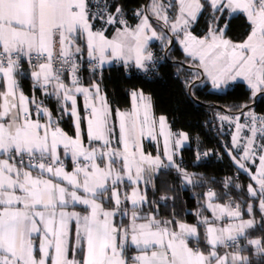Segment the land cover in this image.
I'll use <instances>...</instances> for the list:
<instances>
[{"label": "snow or ice", "instance_id": "snow-or-ice-1", "mask_svg": "<svg viewBox=\"0 0 264 264\" xmlns=\"http://www.w3.org/2000/svg\"><path fill=\"white\" fill-rule=\"evenodd\" d=\"M205 11L212 24L198 37L190 28ZM237 13L251 26L240 43L226 38L228 24L219 27L224 15ZM135 17L133 27L119 0H0V264H256L253 250L264 264V236L252 238L249 231L258 225L264 231V116L248 104L238 106L239 116H220L235 123L237 134L250 133L243 154L229 155L254 181L247 185L251 202L219 203L210 189L196 223L175 214L163 219L156 209L144 212L154 203L146 188L155 189L159 173L170 168L194 183L174 159L187 134L170 141L161 116L167 163L146 153L143 139H156L150 98L133 92L139 103L129 112L115 111L117 131L102 80L95 78L113 61L150 71L156 64L150 42L172 44L170 31L196 61L197 78L205 75L214 89L242 81L252 98L264 95V0H178L175 6L146 0ZM25 62L32 89L56 107L25 95L18 80ZM85 66L94 74L87 86L80 75ZM64 115L73 119V135L60 126ZM233 146L241 147L238 135ZM257 158L253 172L245 162Z\"/></svg>", "mask_w": 264, "mask_h": 264}, {"label": "trees", "instance_id": "trees-1", "mask_svg": "<svg viewBox=\"0 0 264 264\" xmlns=\"http://www.w3.org/2000/svg\"><path fill=\"white\" fill-rule=\"evenodd\" d=\"M119 2L124 6L125 18L134 27L138 22L135 12L146 0ZM168 2L174 6L178 4L177 0ZM169 15H175V12L169 9ZM211 24V11H205L190 30L192 34L203 37ZM224 24H228L226 38L235 43L245 40L251 31L244 14H237L231 18L224 15L219 21V27H223ZM169 32L168 36L175 38V43L170 49L169 45L164 46L161 42L150 47L156 60L155 67L150 71L143 72L134 67L119 65L104 68L103 76L95 78L102 80L101 88L113 109V114L116 110L129 112L132 108V93L140 91L150 97L155 114L167 118L173 134H187L188 145L181 150L178 164L192 174L194 183L186 185L175 168L163 169L154 181L156 188L147 187L148 200L154 203L145 204L143 210L148 212L156 209L157 215L163 219H171L175 214L176 220L193 224L197 222L195 214L204 202V194L210 189L220 197L217 201L219 203H227L231 199L243 207L245 201L251 202L247 196V185L254 184V181L250 180L246 172L238 169L229 155L230 150L233 156L239 158L232 140L234 126L221 120L220 116H239L238 106L243 104H248L250 110L257 116H264V95L259 94L255 103L251 91L243 82L235 83L221 92L215 91L206 78L196 83L203 74L197 78L196 61L186 56L176 37ZM84 63L86 65L87 61ZM22 71L24 75L19 76L18 80L25 95H35L42 100L43 95L32 89L31 69L24 66ZM80 75L86 86L93 81L94 74L86 69ZM44 102L51 108L56 106V102L48 100L47 97ZM254 103L255 106H252ZM240 122H245L243 116L240 117ZM60 126L68 133H74L71 117L61 120ZM227 181L231 183L225 187ZM237 184L241 187L234 186ZM161 197L168 198L161 200ZM244 218L249 217L245 215ZM256 220H260L259 215L256 216ZM249 231L252 238L264 236V231L259 230V225L257 229ZM252 259L259 264L260 257L255 255L254 250Z\"/></svg>", "mask_w": 264, "mask_h": 264}, {"label": "crops", "instance_id": "crops-1", "mask_svg": "<svg viewBox=\"0 0 264 264\" xmlns=\"http://www.w3.org/2000/svg\"><path fill=\"white\" fill-rule=\"evenodd\" d=\"M177 3H178V0H177ZM237 14H243V13H237ZM237 14H234V15H237ZM233 15V16H234ZM245 15V14H244ZM200 17V16H199ZM171 33V32H170ZM107 34V33H106ZM172 34V33H171ZM177 41H178V43H179V40L177 39ZM157 42H159V41H151L150 42V45H149V47H151L153 44H155V43H157ZM179 46L181 47V49L183 50V47H182V45L179 43ZM183 52H184V50H183ZM185 53V52H184ZM84 61H87V58H86V54H85V60ZM119 65H123L121 62H119V61H113L112 63H110V64H105L104 65V68H109V67H113V66H119ZM124 66V65H123ZM131 67H134V66H131ZM135 68V67H134ZM136 69V68H135ZM138 70V69H137ZM141 71V70H140ZM144 72V71H143ZM205 76V75H204ZM205 78L209 81V83H211V81L205 76ZM238 82H242V81H236V82H230L229 84H227V85H225V86H222L220 89H214L215 91H218V92H221V91H224V90H226L229 86H231V85H233V84H235V83H238ZM243 83H245V82H243ZM212 84V83H211ZM246 84V83H245ZM86 86V85H85ZM102 89V88H101ZM102 91H103V89H102ZM104 92V91H103ZM137 93H139L140 91H136ZM104 94H105V92H104ZM259 94V93H258ZM257 94V95H258ZM106 95V94H105ZM145 95V94H144ZM146 97H148V98H150L149 96H147V95H145ZM53 101H55V100H53ZM107 101H108V99H107ZM131 101H132V108H131V110L133 109V106H134V103H139V101H135L134 102V100H133V96H131ZM108 103H109V101H108ZM56 104V103H55ZM150 104H151V109H150V114H151V116L157 121V124H156V127H155V133H156V139L155 140H152V139H150V138H147V137H145L144 139H143V147H144V150H145V152H148L149 151V153H151V155H154V153L156 152V155H158V154H160V155H162L163 156V151H164V146H165V143H164V140H165V138H164V136L163 135H161L160 134V129H159V123H158V121H159V117H161V116H158V115H156L155 114V112H154V108H153V104H152V102H151V100H150ZM109 105H110V103H109ZM48 107H50V106H48ZM56 107V106H55ZM78 107H79V110H80V115H81V117H84L85 115H86V112H85V110H84V103H83V97H79L78 98ZM110 107H111V105H110ZM51 108V107H50ZM112 108V107H111ZM130 110V111H131ZM120 112H124V111H122V110H119ZM143 113H142V110H141V115H142ZM113 115H115V114H113ZM56 116H57V118H59L60 117V113L59 112H57L56 113ZM66 117H68V115H64L63 116V119H61V120H64ZM165 117V116H164ZM166 118V117H165ZM112 119H113V122L117 125V131H118V120H117V118H116V116H115V118H113L112 117ZM60 120V121H61ZM225 122H226V120H224ZM240 123H245V122H240ZM73 127H74V123H73ZM236 128V127H235ZM235 128L233 129V132H234V130H235ZM165 130H166V132H171V129H170V125H169V123H168V120H167V118H166V126H165ZM243 132V140H244V138L246 137V136H249L250 135V133L247 131V130H242ZM65 132H67L66 130H65ZM68 133V132H67ZM172 133V132H171ZM69 135H73V134H70V133H68ZM173 134V133H172ZM175 137H178V135H175V134H173V136L172 137H170V141H174V139H175ZM233 138V137H232ZM189 141V140H188ZM235 148V147H234ZM183 149V148H182ZM181 149V150H182ZM236 149V148H235ZM236 151H237V149H236ZM178 153H179V150H178ZM239 155V154H238ZM177 157V159H179V154H177L176 155ZM164 157V156H163ZM164 159H166L165 157H164ZM257 160H258V158H257ZM177 164H178V162H177ZM257 164H259V160L258 161H256V163L255 164H251L250 162H247L246 161V166L247 167H249V168H251L252 169V171L254 172V171H256V169L258 168V165ZM127 183V182H126ZM185 183V182H184ZM186 184V183H185ZM186 185H189V184H186ZM141 187H143V185H141ZM128 191L130 192L131 191V189L129 188L128 189ZM145 190H143V189H141V192H144ZM107 206V205H106ZM129 208H131V204H130V202L128 203V205H127ZM145 206V205H144ZM77 210H80V208L78 207L77 208ZM118 221H120V220H124L125 222L128 220V217H119L118 216Z\"/></svg>", "mask_w": 264, "mask_h": 264}, {"label": "rangeland", "instance_id": "rangeland-1", "mask_svg": "<svg viewBox=\"0 0 264 264\" xmlns=\"http://www.w3.org/2000/svg\"><path fill=\"white\" fill-rule=\"evenodd\" d=\"M194 25V23L191 25V27ZM191 29V28H190ZM194 35V34H193ZM176 40H177V38H176ZM226 123L227 124H232L233 126H234V128H235V123H230L229 121H226ZM244 130H247V129H244ZM64 131H65V129H64ZM243 131L241 130V132L239 133V134H237V130H236V128H235V130H234V132L232 131V137L233 136H236V135H238L239 136V144L241 145V147L240 148H236L237 149V152H238V154L239 155H242L243 154V149H242V146L244 145V143H245V139L243 140L242 138H243V133H242ZM185 134V133H184ZM188 137V136H187ZM177 137H175V139H176ZM174 139V140H175ZM232 140H233V138H232ZM188 145V139L186 140V141H184L183 142V144L181 145V147L178 149L179 150V156H180V153H181V149L182 148H184L185 146H187ZM146 153H149V151L148 152H146ZM151 154V153H150ZM158 155H160V154H158ZM153 156H156V152L154 153V155ZM177 156H175L174 157V159H175V161H176V163L178 162V159L176 158ZM161 158L164 160V162L165 163H167V160L166 159H164V157L161 155ZM256 161H258V160H256ZM247 162H250L251 164H253L252 163V161L251 160H249V161H247ZM246 163V162H245ZM258 166H259V164H257ZM147 187H150V189H154L151 185H148ZM141 189H143V190H145V187L143 186V187H141ZM146 192H147V188H146ZM206 215H210V213H207ZM244 219H247V218H244ZM247 255V254H246Z\"/></svg>", "mask_w": 264, "mask_h": 264}, {"label": "water", "instance_id": "water-1", "mask_svg": "<svg viewBox=\"0 0 264 264\" xmlns=\"http://www.w3.org/2000/svg\"><path fill=\"white\" fill-rule=\"evenodd\" d=\"M169 34H170V32H169ZM170 38H172V41H173V42H172V44L169 45V48H168V49H170V48L174 45V43H175V38H174L173 36H171ZM200 71L202 72V70H200ZM204 79H205V76L202 75V78H201L200 80L196 81V83H200V82H202ZM191 88H192V86H191ZM191 88H190V89H191ZM258 97H259V94L256 96V98H254V99H255V103H256ZM255 103H254L252 106H255Z\"/></svg>", "mask_w": 264, "mask_h": 264}, {"label": "built area", "instance_id": "built-area-1", "mask_svg": "<svg viewBox=\"0 0 264 264\" xmlns=\"http://www.w3.org/2000/svg\"><path fill=\"white\" fill-rule=\"evenodd\" d=\"M86 65H87V64H86ZM24 66H28V67L31 69V65H30L29 63H27V62H25V63L22 65V68H23ZM85 69H86L88 72H91L88 66L83 67V68L81 69V72H82L83 70H85ZM103 70H104V69H103ZM45 99H46V97L43 96V99H42V100L45 101Z\"/></svg>", "mask_w": 264, "mask_h": 264}]
</instances>
